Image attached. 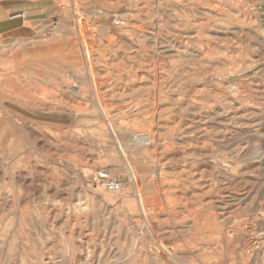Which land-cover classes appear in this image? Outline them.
Segmentation results:
<instances>
[{
	"label": "rangeland",
	"instance_id": "1",
	"mask_svg": "<svg viewBox=\"0 0 264 264\" xmlns=\"http://www.w3.org/2000/svg\"><path fill=\"white\" fill-rule=\"evenodd\" d=\"M0 7V264H264V0Z\"/></svg>",
	"mask_w": 264,
	"mask_h": 264
},
{
	"label": "crops",
	"instance_id": "2",
	"mask_svg": "<svg viewBox=\"0 0 264 264\" xmlns=\"http://www.w3.org/2000/svg\"><path fill=\"white\" fill-rule=\"evenodd\" d=\"M6 11L5 7H0V12ZM31 17V15H29ZM25 11L16 12L15 14L2 17L0 19V35L15 34L26 28L27 18Z\"/></svg>",
	"mask_w": 264,
	"mask_h": 264
},
{
	"label": "built area",
	"instance_id": "3",
	"mask_svg": "<svg viewBox=\"0 0 264 264\" xmlns=\"http://www.w3.org/2000/svg\"><path fill=\"white\" fill-rule=\"evenodd\" d=\"M104 177H101V175H100V179H105ZM104 183L106 184V187L108 188V190H110L112 192H119L122 189L121 184L115 180H111V181L105 180Z\"/></svg>",
	"mask_w": 264,
	"mask_h": 264
},
{
	"label": "bare ground",
	"instance_id": "4",
	"mask_svg": "<svg viewBox=\"0 0 264 264\" xmlns=\"http://www.w3.org/2000/svg\"><path fill=\"white\" fill-rule=\"evenodd\" d=\"M102 177H104L105 175H101Z\"/></svg>",
	"mask_w": 264,
	"mask_h": 264
}]
</instances>
